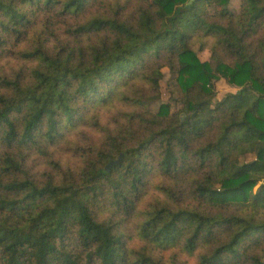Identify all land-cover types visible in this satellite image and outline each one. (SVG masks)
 <instances>
[{
  "label": "trees",
  "instance_id": "trees-1",
  "mask_svg": "<svg viewBox=\"0 0 264 264\" xmlns=\"http://www.w3.org/2000/svg\"><path fill=\"white\" fill-rule=\"evenodd\" d=\"M231 2L0 0V264H264V0Z\"/></svg>",
  "mask_w": 264,
  "mask_h": 264
},
{
  "label": "rangeland",
  "instance_id": "rangeland-1",
  "mask_svg": "<svg viewBox=\"0 0 264 264\" xmlns=\"http://www.w3.org/2000/svg\"><path fill=\"white\" fill-rule=\"evenodd\" d=\"M231 8L237 11L240 8V0H232ZM200 56L204 60L209 57V54L208 52H203V53H200ZM163 73H164V77L161 81L160 100L153 102L150 106L154 110H157L161 103L173 101L174 98H176V96L180 92L177 86L178 84L175 81L174 77L169 72L168 68H164ZM236 90L237 88L231 86L225 79H220L216 83L215 100L221 99L225 94L229 92H235ZM179 107H180V104L175 105L174 108H179ZM253 158H254L253 155H249L248 157H246L247 160H251Z\"/></svg>",
  "mask_w": 264,
  "mask_h": 264
},
{
  "label": "water",
  "instance_id": "water-1",
  "mask_svg": "<svg viewBox=\"0 0 264 264\" xmlns=\"http://www.w3.org/2000/svg\"><path fill=\"white\" fill-rule=\"evenodd\" d=\"M182 119H183V116H182ZM120 159L121 157L117 160L110 161L109 164L107 165V168L109 169L112 165L119 163Z\"/></svg>",
  "mask_w": 264,
  "mask_h": 264
}]
</instances>
